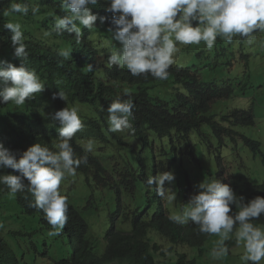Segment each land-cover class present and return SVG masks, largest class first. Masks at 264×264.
<instances>
[{
  "label": "clouds",
  "instance_id": "1",
  "mask_svg": "<svg viewBox=\"0 0 264 264\" xmlns=\"http://www.w3.org/2000/svg\"><path fill=\"white\" fill-rule=\"evenodd\" d=\"M99 3L100 0H59L62 12L58 13L59 16L54 15L52 31L74 34L79 43L82 35L98 27L99 23H105V29L100 28L95 40L111 53L107 67L117 66L133 77L150 75L155 78L154 83H140L136 87H144L146 91L154 87L155 97L165 101L170 111L179 105V97L188 93L176 97L177 91L169 84L168 69L187 67L196 72L199 70L173 65L176 63L175 54L179 51L178 44L200 45L203 42L211 50L217 38L230 43L238 37L251 45L256 39L255 33H264V0H105L106 12L103 10L105 15L102 16L93 14L90 7ZM39 11V5L31 8L33 15ZM9 13L26 16L29 6L12 3ZM3 27L10 30V46L14 57L21 63L17 67L0 61V117L11 107H22L17 112L23 116L21 112L27 100H32L46 88L45 79L25 65L29 53L22 25L5 23ZM52 31H45L44 36H51ZM71 52L70 48H66L59 55L68 60ZM87 71H93V66L87 65ZM206 83L215 85L218 96L205 115L218 126L230 129L223 136L234 138L239 135L233 125L254 123L251 111L245 109H233L223 114L221 119L229 123L227 126L217 122L209 112L218 101L231 96L232 88L230 85ZM125 87L127 83L118 86L115 94L99 99L96 107L74 92L53 89L52 101L42 117H38V124L34 122L33 127L30 123L29 130L23 131L22 137L26 136L29 143H26L27 150L21 154L14 151L13 146L21 137L9 133L10 129L16 132L17 122L7 120L0 123V186L3 190L0 232L16 233L19 242L24 238L32 243L28 253H20L18 246L13 245L10 260L41 264L45 259V264H49L52 260L50 252L57 247V243L66 250H72L74 237L68 228L72 210L81 220L84 219L94 236H103L106 231L114 229L128 232L139 195L128 177L131 171L141 179L143 193L152 196L156 208L165 210L172 221L183 227L194 224L199 233L219 237L210 253L213 260H221L228 255L226 242L234 238L236 244L243 248L241 264H261L264 261V225L257 226L252 221L264 215V197L256 196L247 201V198L237 197L233 190L246 189L247 186L261 187L264 182L246 181L230 185L222 169L218 173L219 180L199 183L196 186L198 192L191 195L186 206L179 203L169 185L175 179L171 150L176 149V144L185 142L190 156L196 159L189 134L192 130L200 131L204 124H211L201 122L198 127L184 133L171 129V134L163 137L152 129L142 135L143 139L137 138L132 135L133 100L128 92H125L128 99L120 98ZM34 112H37L36 109ZM117 137L127 145L121 144ZM241 138L247 146L250 140L258 142L245 135ZM249 148L254 154L259 150ZM146 151L152 158L155 175L149 178L147 165L150 157L146 160ZM86 155L94 156L98 167L89 164L83 170ZM115 187H119V195ZM81 188L86 190L83 198L78 196ZM167 189L172 194L169 199L177 202L180 214H169V206L162 202ZM11 194L13 196L9 197ZM95 194L100 197L97 203L92 200ZM108 195L116 207L107 212L103 221L99 213ZM19 198L32 213L24 212L21 218L16 219L7 208L11 209L9 204ZM124 204L129 210L122 217V221L128 223L126 230L117 225ZM231 206H235L236 211H232ZM92 213L99 223L95 229L89 221ZM35 250L36 254L33 253ZM106 261L116 263L122 259L114 256Z\"/></svg>",
  "mask_w": 264,
  "mask_h": 264
},
{
  "label": "trees",
  "instance_id": "2",
  "mask_svg": "<svg viewBox=\"0 0 264 264\" xmlns=\"http://www.w3.org/2000/svg\"><path fill=\"white\" fill-rule=\"evenodd\" d=\"M12 3H25L29 6V14L22 15L18 13H9V7ZM39 5L40 11L33 15L31 8ZM93 14L98 16L105 15V0H100L96 6H90ZM104 10V11H103ZM62 12L59 6V0H0V61L12 63L14 66H20L21 61L14 57L13 49L10 46V30L3 27L5 23H20L24 33V42L27 45L29 56L25 62L26 67L34 69L45 79L46 88L32 100H27L19 116L20 108L11 107L8 113L0 117V123L7 120L17 122L16 132L10 129V135L21 137L13 144L14 151L22 153L27 150L26 143L29 139L22 137L23 131L29 130L30 123L34 127V122L38 124V117H42L43 111L52 101L53 89L62 91H71L76 93L85 102L97 106L99 99L115 94L118 86L127 83L120 98L128 99L130 94L134 103L133 108V130L132 135L143 139V134L155 130L161 137L170 135L171 129L179 132H187L189 129L198 127L201 122L211 124L214 134L222 139L225 132L230 129L218 126L211 121V117L205 115L210 105L217 99L218 91L212 83H206L200 79L198 73L189 68H169V84L177 93L176 97L188 93L187 96H180V103L172 111L168 110L161 98H152L144 87H136L137 84L151 82L155 78L148 76L133 77L117 66L107 67L108 56L107 48L95 40V36L104 28V24L99 23L98 27L81 36L80 42H76L74 34H58L52 31L54 25V15L59 16ZM106 12V11H105ZM5 13V15H4ZM108 13V12H107ZM111 15V13H108ZM45 31H52V35L45 37ZM43 37V38H42ZM70 48V59L65 60L59 55V52ZM104 54V55H102ZM93 66V71H87V65ZM130 86V87H129ZM44 108H40V106ZM36 109L37 112H34ZM39 109V110H38ZM204 113V116L202 115ZM18 115V116H17ZM11 117L16 119H4ZM28 132V131H27ZM18 138V139H19ZM118 141L127 145L119 137ZM248 145L253 149H259V143L253 140L248 141ZM30 147V144H29ZM87 162L83 170L89 164H95L98 167V160L92 155H86ZM131 185H135L139 193L134 209L131 214V229L128 232L118 230H108L103 236H94L87 228L84 219L72 210L71 222L68 224L69 231L74 237V246L72 250H66L64 246L57 243L50 253L51 263L49 264H159L157 255H165L166 249L163 246H176V258L171 264H196L198 257L205 253L206 243L214 236L201 234L194 224L189 223L183 227L172 221L165 210L156 208L152 196L143 193V184L141 179L132 173L128 174ZM119 195V187H115ZM237 197L247 198V201L256 196L264 197V186L251 187L246 189L233 190ZM3 190L0 186V206L3 200L1 196ZM19 198L17 202L9 204L7 208L11 216L16 219L21 218L24 212L32 213L28 205ZM232 211H236L235 206H231ZM2 215L0 214V219ZM255 225L264 224V215L258 220H253ZM16 233L0 232V264H24L22 261L13 262L10 260V249L19 248L20 253L29 252L31 242H20L17 240ZM30 241V240H29ZM22 242L25 244L23 245ZM31 243V244H30ZM228 246L234 245V238L226 242ZM185 246L196 250L195 255L181 252L180 247ZM170 250V251H171ZM34 254L37 253L35 250ZM54 254V255H53ZM98 258L90 261L91 258ZM119 257L120 262L106 261L111 257ZM33 260V259H32ZM45 259L41 264H45Z\"/></svg>",
  "mask_w": 264,
  "mask_h": 264
},
{
  "label": "rangeland",
  "instance_id": "3",
  "mask_svg": "<svg viewBox=\"0 0 264 264\" xmlns=\"http://www.w3.org/2000/svg\"><path fill=\"white\" fill-rule=\"evenodd\" d=\"M256 39L249 45L240 38H234L232 42L226 43L217 38L215 46L209 50L203 42L200 45H179V51L175 54L176 63L173 65L189 66L197 68L202 80L213 82L219 86L230 85L232 94L229 98L218 101L210 110V114L220 124L228 125L222 121L221 116L229 113L233 109L250 110L254 123L243 125L236 124L232 128L238 132L234 138L224 135L219 140L212 131L211 126L204 124L200 131L192 130L189 140L194 146L196 159L190 156L185 142L176 144V149H172L170 158L174 159V181L169 184L170 190L178 198L179 203L185 206L191 195L198 192L196 187L199 183L219 180L218 173L223 169L224 175L228 177L229 184L242 182L263 183L264 182V33L254 34ZM121 47V45H119ZM34 71H36L34 69ZM149 95L155 98L154 87L148 90ZM241 135L248 136L259 142V150L254 154L247 146ZM220 155V158H219ZM157 156V155H156ZM150 157V159H149ZM147 178L154 175L152 158L146 151ZM79 190V186L78 189ZM86 190L81 188L78 196L85 197ZM11 194L9 197H12ZM114 196V193H113ZM172 194L167 189L162 197V202L168 205L171 215L180 214L177 202L169 199ZM99 195H93L92 200L97 203ZM116 203L110 195L104 200L99 216L103 221L106 214L113 210ZM108 210V211H107ZM128 207L123 206L122 216L117 221V225L126 230L127 221H122V217L127 214ZM2 212L4 210L2 209ZM92 229L98 227V220L94 213L89 215ZM264 225V224H262ZM261 226V225H259ZM8 229V227H6ZM219 239L213 236L205 245V253L198 257L196 264H241L240 256L243 248L234 245L228 246L229 253L221 260L211 258V250L216 246ZM170 246H163L166 249L165 255H157L159 264H171L176 258V246L169 250ZM181 252L188 256L195 255L196 250L189 247H180ZM189 258H191L189 256ZM264 264V261L261 262Z\"/></svg>",
  "mask_w": 264,
  "mask_h": 264
}]
</instances>
